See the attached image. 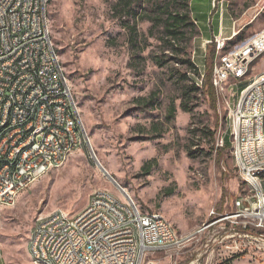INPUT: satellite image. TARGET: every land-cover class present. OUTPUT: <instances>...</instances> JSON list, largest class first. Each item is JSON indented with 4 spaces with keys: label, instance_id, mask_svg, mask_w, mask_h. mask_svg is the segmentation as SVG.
Wrapping results in <instances>:
<instances>
[{
    "label": "rangeland",
    "instance_id": "374dc122",
    "mask_svg": "<svg viewBox=\"0 0 264 264\" xmlns=\"http://www.w3.org/2000/svg\"><path fill=\"white\" fill-rule=\"evenodd\" d=\"M117 1H50L52 40L88 144L1 209L0 264H32L28 243L36 221L58 209L78 213L95 190L106 189L126 202L117 184L143 212L166 218L176 234L197 232L182 249L174 245L151 255L156 264H264V254L254 249L224 253L219 244L224 223L208 225L234 213L235 201L250 194L231 155L228 91L213 85L214 98L188 73L189 83L197 80L200 90L189 96L192 111L183 110L178 80L187 71L182 61L187 56L168 45L163 25L152 29V18L168 0L158 5L131 0L136 20L120 7L116 11ZM191 10L207 28L218 29L222 19L230 48L264 29V0H191ZM128 22H136V45ZM200 35L191 40L188 53L201 73L212 67V82L216 52L209 57L213 45L208 43L201 51ZM263 72L264 54L251 63L242 87ZM221 138L229 144L220 147Z\"/></svg>",
    "mask_w": 264,
    "mask_h": 264
},
{
    "label": "built area",
    "instance_id": "2783aa9c",
    "mask_svg": "<svg viewBox=\"0 0 264 264\" xmlns=\"http://www.w3.org/2000/svg\"><path fill=\"white\" fill-rule=\"evenodd\" d=\"M50 1L0 0L12 8V15H0V44L5 45L0 85L9 84V94L0 97V121L4 106H15L22 88H31L27 112L11 113L10 131L0 133V138L14 134V127L35 123L34 136L15 135L7 154H0V159H4L0 170V210L6 201H17L24 190L50 171L51 161H58L61 167L63 147H70L74 153L88 144L81 120L78 127L66 126L67 117L77 105L70 84L62 78L60 59L51 53V45L55 44L48 18ZM27 41H36V48L27 49ZM206 43L213 45L217 56L212 83L217 90L228 91L231 155L250 191L235 201L234 213L219 215L208 225L224 223L219 243L224 253L254 249L264 254V207L254 205L255 194L264 191V175L251 181L252 170L264 167V72L249 78L242 87L251 63L264 54V29L231 48L227 36L220 33ZM7 51H15L12 65H4ZM203 79L201 73L198 81ZM38 106H45V117H38ZM238 115H251L252 124H239ZM72 131L83 133L81 147H74V142L69 141ZM250 137H262V145L249 146ZM218 145L223 147L225 139L221 138ZM116 186L126 202L99 189L78 213L60 209L57 214L39 218L30 232L31 263L42 264L41 256H50L51 264H156L150 256L167 250L168 242H176L180 250L197 234H169V227L173 226L166 218L157 212H143L126 190ZM211 214L217 215L215 211ZM40 226H47V233H40ZM112 231L123 232V239H113ZM124 233H131V240H124Z\"/></svg>",
    "mask_w": 264,
    "mask_h": 264
},
{
    "label": "bare ground",
    "instance_id": "6f19581e",
    "mask_svg": "<svg viewBox=\"0 0 264 264\" xmlns=\"http://www.w3.org/2000/svg\"><path fill=\"white\" fill-rule=\"evenodd\" d=\"M0 15H12V8L0 2ZM228 39V38H227ZM229 39H232L230 37ZM36 48V41H27V49ZM3 52H5V45L0 44V64L3 60ZM51 53L56 59H60L54 45H51ZM15 58V51H7V55L4 57V65H12V59ZM60 66L64 69L62 62L60 60ZM62 78H66L65 70L62 71ZM68 81V80H67ZM9 94V84L0 85V97H6ZM31 96V88L23 87L18 96H16L15 106H4V112H1L0 121V133L10 131V120L11 113L27 112L28 97ZM38 117H45V106L37 107ZM239 124H252L251 115H238ZM79 118L77 113V108H72V113L66 119V126L78 127ZM81 129L82 125H81ZM35 133V123H28L27 126L14 127V134H4L0 138V154H7V147L11 142L15 141V135H20V137L34 136ZM69 141L74 142V147H81V142H83V133L79 131H72L69 133ZM86 144H83V147ZM262 145V137H250L249 146ZM73 154L70 147H63L62 150V166L68 160L69 156ZM4 167V159H0V170ZM59 168L58 161H51L50 170ZM264 175V167H256L251 172V181H258ZM243 182H245V175H240ZM14 201H6L5 205H10ZM255 207H264V191H259L255 194L254 198ZM60 209L51 212L50 214L59 213ZM200 231V230H198ZM40 233H47V226H40ZM169 234H176L173 227H169ZM113 239H123V232L112 231ZM124 240H131V233H124ZM176 245V242H168V248ZM31 258L33 259V251H30ZM42 264H51L50 256H41Z\"/></svg>",
    "mask_w": 264,
    "mask_h": 264
},
{
    "label": "trees",
    "instance_id": "16d2710c",
    "mask_svg": "<svg viewBox=\"0 0 264 264\" xmlns=\"http://www.w3.org/2000/svg\"><path fill=\"white\" fill-rule=\"evenodd\" d=\"M152 3L155 2V5H158L157 2L160 0H151ZM153 5V4H152ZM118 7L123 10H126L125 15L127 17H131L136 20L138 17V11L135 10L131 0H118L114 6V9L117 11ZM163 11L158 14L153 20L152 29L156 28L158 25H163L164 33L166 36V42L172 48L180 49V51L187 56L186 59L182 60L183 63L187 65V71L179 77L178 82L181 85L182 93H181V107L185 111H192L191 106L188 104L189 96L191 93L200 90V87L196 83V80L189 83L188 73H191L197 77H200L201 72L198 66L191 60L190 54L188 53V47L192 39L200 35V29L193 18L192 10H191V0H168L165 8H162ZM128 30L130 32V40L133 45H136L138 42L139 34L136 28V22L134 24H129L128 22ZM180 44H183L181 48H179ZM215 56V48L210 49L209 57L214 58ZM159 65H164L163 60H156ZM212 75V67L206 69L204 73V79L202 81V86L207 87L208 94L212 95L215 98V88L211 82ZM171 112H175L174 104L171 105ZM225 144H229V140L225 138ZM222 150V148H221ZM219 151V150H218ZM221 155V152H219ZM155 159L148 162L143 167H147L152 163ZM151 167L148 168V172ZM235 257V256H234Z\"/></svg>",
    "mask_w": 264,
    "mask_h": 264
},
{
    "label": "crops",
    "instance_id": "0c3cea01",
    "mask_svg": "<svg viewBox=\"0 0 264 264\" xmlns=\"http://www.w3.org/2000/svg\"><path fill=\"white\" fill-rule=\"evenodd\" d=\"M212 1L213 0H210V3H212ZM193 15V14H192ZM194 18V20L196 21V23H197V25H198V27H199V29H200V37H201V42L200 43H202L200 46H199V48H201L202 50V52L206 49V42L208 41V40H210V39H212L214 36H216V35H219V33L222 35V36H224V35H227L228 33H227V29H226V26H224L223 25V21H222V23L220 24V22H219V27H218V29H214V28H207V27H205V26H203L202 24H201V19H197V18H195V17H193ZM202 28H201V27ZM232 30V29H231ZM5 207H7V206H5ZM1 211V210H0ZM28 249H29V243H28ZM29 256L31 257V254H30V251H29Z\"/></svg>",
    "mask_w": 264,
    "mask_h": 264
},
{
    "label": "water",
    "instance_id": "95a60500",
    "mask_svg": "<svg viewBox=\"0 0 264 264\" xmlns=\"http://www.w3.org/2000/svg\"><path fill=\"white\" fill-rule=\"evenodd\" d=\"M105 170V169H104Z\"/></svg>",
    "mask_w": 264,
    "mask_h": 264
}]
</instances>
